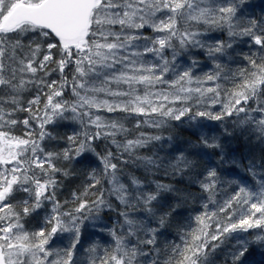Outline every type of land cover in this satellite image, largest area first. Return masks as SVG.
Returning <instances> with one entry per match:
<instances>
[{
    "label": "snow or ice",
    "instance_id": "obj_1",
    "mask_svg": "<svg viewBox=\"0 0 264 264\" xmlns=\"http://www.w3.org/2000/svg\"><path fill=\"white\" fill-rule=\"evenodd\" d=\"M253 252L264 0H0V264Z\"/></svg>",
    "mask_w": 264,
    "mask_h": 264
},
{
    "label": "trees",
    "instance_id": "obj_2",
    "mask_svg": "<svg viewBox=\"0 0 264 264\" xmlns=\"http://www.w3.org/2000/svg\"><path fill=\"white\" fill-rule=\"evenodd\" d=\"M251 3L254 5H261L262 0H251ZM257 11H259V8H257ZM177 133L182 138H192L191 132L186 128H178ZM249 260L252 261V264H264V257H262L258 252H253L249 257Z\"/></svg>",
    "mask_w": 264,
    "mask_h": 264
}]
</instances>
